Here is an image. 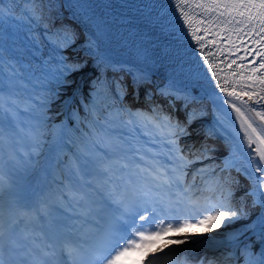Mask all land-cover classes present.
<instances>
[{"label": "snow or ice", "instance_id": "1", "mask_svg": "<svg viewBox=\"0 0 264 264\" xmlns=\"http://www.w3.org/2000/svg\"><path fill=\"white\" fill-rule=\"evenodd\" d=\"M54 7L13 0L0 8V36L19 41L23 56L0 49L10 69L0 90V264H190L195 237L221 230L231 233L228 250L196 264H264V0L153 6L156 27L177 45L179 73L195 70L231 118L235 137L223 155L215 141L227 121L205 128L195 95L174 82L151 89L141 69L109 75L116 69L98 45L82 48L78 26L58 22ZM125 76L134 101L144 88L146 107L125 103ZM64 110L81 125L70 144L49 124ZM45 152L58 174L26 200L17 173ZM237 176L248 181L239 196ZM253 219L259 251L234 228Z\"/></svg>", "mask_w": 264, "mask_h": 264}, {"label": "bare ground", "instance_id": "2", "mask_svg": "<svg viewBox=\"0 0 264 264\" xmlns=\"http://www.w3.org/2000/svg\"><path fill=\"white\" fill-rule=\"evenodd\" d=\"M47 2L48 0H45V3ZM103 2V0H51V3L55 6L52 11L56 14L58 22L71 23L74 26H78V31L82 33L80 37V40L83 42L81 43V47L86 49L88 47L87 41L92 40L96 45H98L97 50L99 54L106 57L112 63L116 71L113 73L112 69H110L109 75H122L123 73L120 71L121 68H123L125 71L129 68L133 69V71L136 69H141L147 74L151 89L163 88L174 82L176 88L186 89L190 95H195L200 106L204 109L205 119L203 123L205 128L214 125L216 123L217 117L227 121L228 123L226 126L228 130H220L223 139L215 141L217 147L219 148L220 154H226L230 144L233 142V138L235 137V131H233L231 118L221 111H218L216 103L213 102V98L210 95L205 94L206 84H204L202 81H199L195 74V70H193L190 75L187 73L180 74L176 64L166 62L151 54L144 53L137 47L125 43L123 39L110 34L103 27V25L97 19H95V17L92 15V12L89 10V8H96L93 6L94 4H102ZM78 5H84L85 7H77ZM111 14L113 13H107V15ZM93 74L94 73L91 71V67H89V69H86L84 79H89ZM125 82L129 84V92H131V83L127 76H125ZM128 99L129 105L131 107H146L144 103V88L140 89L139 101H134L131 94L128 95ZM59 117H62L63 123L56 137L58 138L60 133L63 131L65 140L70 144L69 138H75L78 135L76 128L74 127L75 125H71L73 121L69 119V115L66 110L62 111V114H60ZM53 165L55 169H57L55 158ZM33 172L34 170L32 173H30V176L20 185L19 190L22 189L25 183L32 176ZM233 176H236V174L233 173ZM236 178L240 180V184L242 186L237 192V196H239L240 192H242L244 187L247 186L248 181L245 180L243 176H237ZM204 195L214 196L215 194L211 192H205ZM245 224H248V222L242 221L238 225H234V228L245 232L251 239L255 250L259 251V236L255 233L257 230H259V226L256 225L253 229L252 225L255 224L254 219L247 228L244 226ZM211 234H214L215 238H217V245L212 247L210 250L204 249L196 252H190V245L187 246V258L190 264H196V261L201 256L207 255L211 257L218 255V249L223 251L228 250V246L231 243L229 239L231 233L221 230L210 233L208 236ZM195 240V243H201L205 239L203 236L202 238L195 237ZM194 244H192V246Z\"/></svg>", "mask_w": 264, "mask_h": 264}, {"label": "trees", "instance_id": "3", "mask_svg": "<svg viewBox=\"0 0 264 264\" xmlns=\"http://www.w3.org/2000/svg\"><path fill=\"white\" fill-rule=\"evenodd\" d=\"M18 2V1H17ZM19 3V2H18ZM13 4V0H3V3H0V8L7 6H11ZM15 15L17 17L21 16L22 13L20 11V9H15ZM11 28H9L8 24H5V28H7L10 32L15 30L16 26L18 23H22V21L20 20H16L15 22H11ZM21 31H26V29L22 28ZM19 44V41H15L14 42V38L12 37H8L5 38L3 36H0V49H7L9 55L12 56H19L20 57V61L21 63L23 62V56L21 55V50L17 47V45ZM3 57L0 56V60H2ZM13 64L15 63V61L12 62ZM4 72H10L9 68H5L3 69L2 66H0V90H3V80H4ZM24 95H27L26 92L23 93ZM49 115L51 116L52 114L49 113ZM54 118V116L52 117V119ZM52 119L49 121L50 124V128L52 133L54 134L55 130H56V124L54 122H52Z\"/></svg>", "mask_w": 264, "mask_h": 264}, {"label": "rangeland", "instance_id": "4", "mask_svg": "<svg viewBox=\"0 0 264 264\" xmlns=\"http://www.w3.org/2000/svg\"><path fill=\"white\" fill-rule=\"evenodd\" d=\"M19 3H24V0H17ZM129 94H131V92H129ZM132 95V94H131ZM126 98H128V96L126 97ZM125 98V102L127 101V99ZM132 108H138V107H132ZM83 115V114H82ZM52 122H54L55 124H56V126H57V124H58V122H60L59 123V128L62 126V123H63V119H62V117H59V115H57V116H54V118L52 119ZM73 124V125H72ZM71 125L72 126H74L76 129L77 128H80L81 127V125H79V124H77V123H75V122H73V123H71ZM58 132V131H57ZM57 132H54V135L55 136H57ZM56 133V134H55ZM70 154V153H69ZM41 157H42V155L40 156V157H36V158H34V161H33V167H31V168H29V169H27V170H21L19 173H17V176H16V179H17V182H18V185H19V187H20V185L24 182V180H26L29 176H30V173H32V171L33 170H36L37 169V166H38V164H39V161H40V159H41ZM57 173H58V171H57ZM148 251H155V248H152V249H150V250H148ZM147 254V252H145V253H140V254H138L135 258L136 259H143V257H144V255H146Z\"/></svg>", "mask_w": 264, "mask_h": 264}]
</instances>
